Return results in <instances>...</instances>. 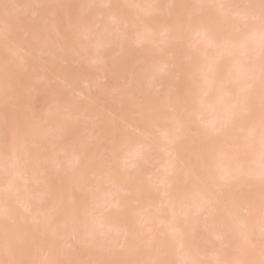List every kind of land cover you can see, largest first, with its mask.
<instances>
[{
  "label": "rangeland",
  "instance_id": "374dc122",
  "mask_svg": "<svg viewBox=\"0 0 264 264\" xmlns=\"http://www.w3.org/2000/svg\"><path fill=\"white\" fill-rule=\"evenodd\" d=\"M149 1L151 3V0ZM149 1L114 0V3L119 5L126 14L127 23H123L111 16L114 8L112 2H107V0H60L59 2L52 1L48 4L44 1L46 4L44 3L43 5L45 6L39 5L37 0H0V35L3 38L2 42L6 41L9 43L8 47L2 42V45H0V75L4 77L3 79L0 76L3 83L0 86V111L3 110L5 112L3 117L5 115L7 116L5 117V121H0V138L6 137L7 139L8 135H13L23 140L22 143L26 144L27 150L25 151L28 154L26 162L33 164V172L38 178L37 182L32 181L26 184L31 189L33 188L32 192L34 191L32 199L33 206L31 208L32 214L37 216L41 215V211L52 201L48 199L49 194L47 193L49 192L46 186L48 173L52 174L53 180L51 183H53L54 187L57 186L56 188L58 189L61 187L62 189L59 190L60 193L63 191L61 194L58 190L52 192L51 196H58V192L66 201H69L68 199L73 191L87 194L91 188L97 186V178L100 172L115 167H118V169H115L117 171H121L123 168L125 169L126 166H124V163L129 162L128 156L130 153L134 149L138 150L141 148L138 145L137 135L145 133L148 142H159L161 149H155V152L154 149L153 151H149L148 148L147 150L144 149L142 153H144L143 157L145 160L141 153L142 159L139 158V162L136 163L137 168L135 166H132V169L128 167L130 169L127 174H131H129L131 177H128L133 181L140 179L143 181L145 179L144 181H147L145 182L146 185L151 182V185L149 184L150 188L148 187L151 189V199L143 203L140 199L135 200L137 198L136 195L133 197L134 194L131 195L123 192L124 194L122 193V196L124 198L121 196L122 198L118 201V205L116 204L114 207L103 209L102 205L100 206L101 208L99 207V203H93L92 200H88L86 207H90L94 211L91 215L88 212L85 215H89L87 218L89 217L90 219L95 218V222L111 215H116L117 218L122 219V222L119 223L122 226L124 223L126 225L129 222L125 217L132 215L133 218L131 217L130 219H133V224L139 231L137 237L133 240L138 242L139 245L142 241L149 243V239H151L152 234H154L155 229L158 227H156L154 221L143 223L142 219L149 214L156 218L166 216L168 214V206L165 204V201L172 200L178 202L180 200V191L185 187L183 176H181L182 171L179 172L178 170V175L176 173V166L174 164H170L171 166H169L167 157H171L176 150H180L178 153L183 154L189 149V146L193 148L195 142H193V145L190 142L191 144L189 146H187V142L192 139L196 140L203 133L209 136L203 142V145L206 147V155L211 152V146L217 141L222 142L224 150H228L233 145L230 142L231 140H229L230 137L228 138L226 136L230 133L228 132L226 134V127H228L226 125L229 122H226L225 126L223 125L226 132L223 131L224 128H221L223 126H220L221 131L213 130V127H208L211 125L203 123L199 119L201 117L198 116H192L193 119L191 121L185 119L184 124L182 120L180 121L183 125H186L185 128L188 124L190 126L184 131L187 134L184 133L186 135H184L186 141L181 142V146H184L181 147L180 144L175 145L172 138L177 136L176 132L178 131H175L176 129L172 127V124L168 123L170 120L166 122L159 118L165 112L166 114L163 117H171L172 109L166 110L169 108L165 107L166 109H161L163 112L156 111V109L154 111L153 106L155 104L153 105L151 101L153 103H161L166 99L168 100V98L174 99L178 97V87L184 85L179 73L181 74L182 70L188 67L191 61V55L194 58H200L202 56L200 59L198 58L200 61L196 58L194 59L195 62L199 61L202 64L206 61V58L207 63L208 58H210L216 64L219 63L218 65H220V62L222 64V60L218 58V55L217 57L215 55L218 51L215 49L216 46L213 47L212 43L207 41L208 39H199L200 33H196L197 29L194 26L198 30H204L202 26L206 29L209 27V24L207 27L206 23L202 26L199 25L201 28L198 27V23H196L197 18L194 17L199 16L198 12L196 14L192 12L190 15L192 17L187 20L189 22L187 24L186 19H184L185 14H181L183 12L181 5L183 4L180 6L176 4L172 7L173 10L171 8L172 11L167 15L168 19H165L166 14H162L161 11L160 13L159 11H147ZM162 1L158 0L160 3ZM192 1L194 0L190 2ZM206 2H209V0ZM221 2L225 4L226 10L229 9L228 11L231 13H233L232 11L234 13L236 12L235 15H237L238 10L246 6V4L244 6V0L240 3L237 0H219L217 3L221 4ZM194 5L196 6L195 3ZM197 6L200 5L197 4ZM228 11V16L232 15L236 18L234 13L231 14ZM80 13L84 14L82 16H85L84 18L88 23L92 19L90 24H83L80 32L76 35L79 41L86 42L88 45V53L84 54L81 58L78 54L67 50L61 55L59 53H57L58 55L55 54L56 58H53L55 60L48 62V55L44 43L40 40H35L34 25L37 24L39 19L44 20L49 25L52 38L57 41V44L67 45L66 34L69 31L68 26ZM86 17L90 19L88 20ZM170 18H172V22L178 23L176 27L174 26V31H171L167 25L171 23ZM239 20L246 22L245 19ZM148 22H151V26L147 24ZM184 23L189 25L190 28L193 27L192 29L186 28L191 31L195 29L194 33L196 34L193 35L194 33L190 32V35L188 34L186 37H177L176 28L179 34L181 32L179 28L186 26ZM211 28L210 25L208 31ZM99 31L102 35L98 34ZM138 35H144L141 41L138 40ZM223 36L221 37L223 38ZM97 38L103 41V47H96ZM219 41L221 44V39ZM13 47L15 49L19 48L18 51L14 52ZM25 52H27V58L23 56ZM147 54L149 57L152 54L157 57L161 56V61L164 60V62L162 61L163 63L161 64L163 68L159 64V71H156L159 72L160 77L158 82L161 83L158 86L157 83L154 84L151 87L152 89L147 88L148 90L150 89L149 91L147 90L150 96L146 98L142 94V88L140 87L143 85H138V76L140 73H144L145 70L143 71V68L148 65L146 63L153 61V58H155L154 56L149 58ZM144 55L147 56L143 62L141 57ZM195 62L193 65H195ZM156 63H159V61ZM204 63L200 66L198 64L195 65L199 67V69L196 67L198 69V73L196 74L197 78L203 75L206 76V72L209 71L208 68L210 65L207 67L206 62ZM155 66H158V64ZM205 67L207 68L204 69ZM108 68L113 70L114 73H109ZM155 68L152 70L155 71ZM179 89L182 90L183 87ZM147 99L150 101H147ZM147 102H150L152 106L148 105L149 103ZM146 105L148 106L146 107ZM148 108L153 109V112L150 111L152 114L150 112L147 113L149 111ZM53 112L57 114L66 112L68 114L63 119V121H66L70 125L68 129L67 125L64 124L68 129L65 133H59L57 135L48 126L47 119L50 118ZM234 118L232 117L233 120ZM232 119H227V121L232 122ZM247 119L250 120L249 117ZM217 120L219 121V119ZM220 121L218 124L222 122ZM187 122L190 123L187 124ZM182 129L184 130V128ZM186 137L189 139L187 140ZM232 149L238 151V147ZM167 150L170 152H166ZM76 155L79 156L82 165L78 168L73 167V158ZM189 158L190 161L194 160L192 157ZM19 163H23L21 159H16L13 162L15 165ZM119 166L121 168L124 167L120 169ZM10 169L9 166L8 170ZM117 171L116 173L121 175L122 171ZM82 173L84 174V178L81 176ZM173 173L179 177L176 179ZM216 181L221 188L226 190L222 191L225 195L224 200L229 198V194L240 198L243 194L250 195L254 193L253 188H247L245 185L239 184L241 183L240 180H238L240 181L239 183L235 181L231 186L224 185L226 183L221 179H217ZM262 186L264 188V183ZM114 187L116 188L114 184L112 186L111 184H103L100 188H105L102 190L105 193V191L114 189ZM164 190H167V192H164ZM42 196H46V201L40 200ZM59 197H55L54 199H59ZM250 197L247 201L254 199ZM60 201H64L63 198L60 197ZM120 201L122 202L120 203ZM228 201L229 199L227 203ZM144 204L146 205L145 209L143 208ZM239 207L240 211L242 205H239ZM11 208L17 216L22 214L29 216L23 204L14 202L11 204ZM65 208L67 209L69 207L65 205ZM191 210L193 211V215L190 212L192 215H190V219L192 217L194 218L195 223L193 225L196 226L192 243L197 244L198 251L204 253L203 256L196 254L197 259L200 262L210 264V262L219 256L223 258L221 264H230L231 260H234V257H237L239 253L238 248H240L241 244L238 241L240 239L238 231L241 232L242 230L238 228L240 225L235 224V229L239 230L237 232L236 230L234 231L238 234L233 235L232 232L230 233L233 242L228 245H223V239L220 240L211 234L216 228V225L214 226L209 223L212 219L210 215L212 212L209 214V212H202L193 207H191ZM54 212L50 211L49 213L53 214ZM208 216H210V220ZM54 218L56 222L59 220V216ZM89 218L87 219L88 222L90 220ZM231 219L235 223V217L233 216ZM55 220L53 221L55 222ZM13 224L14 221L6 219V227L10 228ZM57 226L61 227L60 223ZM98 227L102 230L100 232L103 234L104 225H98ZM213 227L215 228L212 230ZM100 232H98L99 235L101 234ZM47 234L50 233L47 232L45 236ZM103 235L99 237L110 248L103 251H88L87 246L84 244V239L82 242L78 241L69 236L66 228L65 230L61 229L60 234L54 239L55 243H52L55 245V248L53 247V253L51 254L45 251V249L42 250L40 247L39 250H41L37 253L38 260L36 264H108L111 260L106 261L107 256L123 253L122 242L124 235L121 229L108 233L105 239ZM45 236H43L44 239H46ZM48 236L50 238V235ZM255 236L245 245L247 249L246 262L248 264H264V238L258 237V235ZM34 237L35 243H39V239L42 236L40 233L35 232ZM7 239H9L8 242L10 244L14 245L13 240L10 238ZM48 242L45 241V244H50ZM241 247L243 246L241 245ZM2 250L0 249V264H17L16 261L7 259L6 254ZM146 258L138 255V252L133 249L132 254L128 255L125 260L126 263L129 262L128 264H141L140 260H144L147 264H156V261ZM242 264H245V262Z\"/></svg>",
  "mask_w": 264,
  "mask_h": 264
},
{
  "label": "bare ground",
  "instance_id": "6f19581e",
  "mask_svg": "<svg viewBox=\"0 0 264 264\" xmlns=\"http://www.w3.org/2000/svg\"><path fill=\"white\" fill-rule=\"evenodd\" d=\"M44 1L48 4L49 2H59L60 0H37V3L42 6L45 3ZM163 1L162 3L158 2V0H151V3L149 1V8L147 11H159V13L161 11L162 14H166L165 19H168L167 15H169V12L173 10L172 7H174L176 4L179 6L183 4L181 5L183 11L181 14H185L184 19H186V22L188 19H190V17H192L190 16L192 12L193 14L198 12L199 16L193 15L197 18L195 19L197 21L196 23H198V27H200L199 25H205V23L206 27L208 24L209 27L205 29V27L202 26V29L204 30H198V28L194 26V28L197 29L196 33H200L199 39H208L207 41H210L213 47H217H215V49L218 50L215 55L216 57L218 55V58L222 60V64L220 62V65H218L219 63L216 64L215 62L211 61L210 58H208L207 63L206 58V61L204 62H206L207 67L210 65L208 68L210 73L208 74V71L206 72V76L203 75L202 77L197 78L196 74L198 73V66L202 64L201 62L199 63V59L202 56H200V58L195 57L196 59L199 58L197 63L195 62L193 55H191L190 64H188V67L185 69L182 68L183 70L181 74L179 73L181 76V78L180 76L179 78L182 79L184 85L182 86L180 84L183 89L181 86L178 87V97L174 99L168 98V100L166 99L165 101L161 102L163 104L160 102L153 103L151 101L153 105L155 104L153 106L154 111L156 109V111L159 110L160 112L162 111L161 109H166L165 107L169 108L166 110L172 109L171 117H163L166 114L165 112V114L163 116L161 115L159 118L166 122L170 120L168 123L172 124V127L176 129L175 131H178L176 132L177 136L175 138L173 137L172 139L175 142V145L180 144V146L182 144L181 142L186 141L185 136L187 134L184 131L187 130L188 126H190V124H188L190 122H187L188 126L185 128L186 125H183L184 121H186L185 119L191 121L193 119L192 116H198L201 117L199 119H201L203 123H208L211 125L208 127H213V130L220 131L221 128H224V132H226L224 126L226 125V122H229V124L227 123L228 125H226L228 126L226 127V134H228V132L230 133L226 136H228V138L230 137L229 140H231L230 142L233 144L231 145L238 147V151L233 150L232 148L234 147L232 146H230L228 150H224L222 142L217 141L211 146V152L206 155V147L203 145V142L206 141L209 136L208 134L205 135L203 133L196 140L190 139L191 141L187 142V146H189L191 143L193 145V142H195L193 148L189 146V149H187V151H185L183 154L178 153L180 150H176V153L173 152L171 157H167L169 166L173 164L176 166V173L178 170L179 172L182 171L181 176H183L185 187L180 191V200L178 202L172 200L165 201V204L168 206V214L166 216H163L162 218H156L149 214L142 219L143 223L154 221L156 227H158H155L156 231L154 234H152L151 239H149L150 242L144 243L142 241L144 244L141 243L142 245L140 244V246L138 242L133 240L135 237H137L139 231L135 228L132 221L133 219H130L131 217L133 218L132 215L125 217V219L131 222L129 225H127L129 222L126 223L127 226L125 223V226L119 225V223L122 222V219L117 218L116 215H111L97 222H95V218V221L92 218L94 221L93 223V221H91L92 219L89 217L88 218L90 220L88 222L87 216L89 215H85L87 212L91 215L94 210L86 206L87 201L92 200L93 203H99V207L102 205V209L114 207L120 198L123 197V192H127L131 195L134 194L133 197L136 195L137 198H135V200L140 199L143 203L148 202L151 199V189H149V184L151 182L149 184L147 183L146 185L145 182L147 181H144L145 179L143 181L142 179L133 181L130 178L131 174L129 173V175L127 173L130 168L132 169V166L137 168L136 163L142 159L144 154L142 152L144 149L147 150L148 148L149 151H153L154 149V152L156 151L155 149H161V144L159 142H148V139L145 137V133L137 135L138 145L141 148L138 150L134 149L130 153L128 156L129 162L124 163V166H126L125 169L123 168L124 166L122 167L124 170L121 168V166H119V168L122 169L121 171H124V175L121 171L115 170L118 169V167L102 171L100 172L101 174L99 173L98 175L97 186L91 188L87 194H81L79 191H73L68 199L70 202L66 201L64 197L60 196L63 191L60 193L59 190L62 188L59 186V189L56 188L57 186L54 187L53 183H51L53 180L52 174L48 173V182L46 186L49 190V192H47L49 194L48 199H51L52 201H50L51 203L48 201L50 206L48 205L43 211H41V215L37 216L32 214L31 211L33 206V188L31 189L30 186L26 184L32 181L37 182L38 178L33 172V164L26 162L28 155L27 151H25L27 150L26 144L22 143L23 140H20L13 135H8L7 139L6 137H1L0 245L2 247L0 246V249H3L2 252L6 254L7 259L16 261L17 264H36L38 260V251L45 249V251L52 254V251L55 248V245L52 243H55L54 239L56 236H58V234H60L61 229L65 230V228L68 231L70 237H73L81 242L84 239L85 243H83L87 246L88 251H103L110 248V246L107 245L100 237H102L104 234L103 237L105 236V239L108 233H112V231L121 229L124 235L122 242V249L124 251L118 255L107 256L105 260H111L108 264H128L129 262L126 263L125 258L132 254L133 249L138 252V255L144 256L145 258L147 257L146 259L149 258V260L156 261V264H209L202 261L200 262L196 257V254L198 256H203L204 253L198 251L197 244L192 243L195 236L194 229L196 226L193 225V223H195L194 218L192 217L193 219H190V217L193 215L191 207L202 212H209V214L212 212L210 214L212 216L211 220L210 216H208L210 220L209 223L214 226L216 225V228H212V230L214 228L215 229L213 232H211V234L220 240L223 239V245H228L233 242L230 236L231 232L233 235L238 233L240 234V239L238 241L243 247L240 245V248H238L239 253L237 254V257H234V260H231L230 264H242L244 262L245 264H248L246 262V243H248L255 235L264 238V188H262V184L264 183V0H244V6L245 4L246 6L242 7L241 10H238L237 15H235L236 12L234 13V11H232L236 18L232 15H227V11L229 9L226 10L227 8L225 9V4L222 2L221 4L217 3L219 0H209V2H206L208 0H194L192 1L193 3L190 2L191 0H165L166 3ZM107 2H112V6L114 8L111 12V16L122 21L123 23H127L126 14L122 8L119 7V5H116L114 0H107ZM237 2L240 3L242 0H237ZM197 4L200 6H197ZM82 15L84 14H78L75 20L69 24V31L66 34L67 45L57 44V41L52 38L49 25L44 20L39 19L37 24L34 25L35 40H40L44 43L46 53L49 57H47L48 62L55 60H53V58L56 56L55 54L59 53L61 55L67 50L78 54L81 58L84 54L88 53V45L86 42H81L78 40V37L76 38V35L80 32L82 25L90 24L92 21V19L86 17L88 20L90 19V23H88V21H86L84 18L85 16L83 17ZM239 19H245L246 22H243L242 20L240 21ZM170 21L171 23H169ZM170 21L167 22L169 23L167 24L168 28L171 31H174L178 23L176 24L175 22H172V18H170ZM188 23L189 22H187V24ZM147 24L151 26V22H148ZM187 24L185 27L182 26L179 28L181 30L179 34L178 29L176 28L177 33H175L177 37L180 36L183 38L188 34L190 35V32H195V29L192 31L189 30L188 28L190 27ZM210 25L212 28L210 31H208V29H210ZM88 30L90 31V29ZM100 31L98 34H101ZM221 36H223V38ZM1 37L2 36L0 35V45L3 43L8 47L9 43L6 41L2 42L3 38ZM137 37L138 40L141 41L144 35H138ZM220 39L221 44L219 41ZM96 41L97 48L104 46V44H102V40L100 41L97 38ZM18 49L19 48L15 49L13 47L14 52H17ZM23 56L27 58V52H25V55ZM146 56L144 55L141 57L143 62L145 61ZM151 56L155 57L153 58L154 60L146 63L148 64H145L146 67L143 65V71H145L144 73H140L138 76V85H143L140 87L142 88V94L146 98L150 96L148 91L152 89L151 87L156 83L157 86L161 83L158 82L160 75L158 74L159 72L156 71H159L160 65L164 62V60H162L163 62L161 61V56L157 57L154 54ZM158 61L159 63H156ZM194 62L195 65L198 64V66L193 65ZM204 62L203 64H205ZM157 64L158 66H155ZM153 68L156 70L153 71ZM161 68H163L162 65ZM108 70L109 73H114L113 70H110L109 68ZM1 77L0 86L3 85ZM2 78L4 79V77ZM147 88L150 89L148 90ZM198 100L199 102H197ZM147 101L150 100L147 99ZM147 103H149L148 105L152 106L150 102ZM148 105H146V107ZM153 109L148 108L149 111H147V113ZM0 113V121L3 122L7 116L5 115V117H3L5 114L3 110H1ZM150 114L152 113L150 112ZM67 116L68 114L66 112H60L58 114L53 112L50 118L47 119L48 126L51 130L57 133V135H59V133H65L70 128V125L66 121H63V119H65ZM232 117H235L234 120ZM247 117H249L250 120H248ZM217 119H219V121L221 120L222 122L220 121L221 123L218 124L219 121ZM227 119H232V122L227 121ZM181 120L183 121V124L180 122ZM224 122L225 124H223ZM64 124L67 125L68 129ZM181 124L182 126L180 127ZM220 126L223 127L220 128ZM182 128H184V130ZM188 139L189 138H187V140ZM169 150L166 152H170ZM189 157H192L194 160L190 161ZM16 159H21L23 163H19L20 166H18L19 164H13ZM143 159L145 160L144 157ZM73 161L74 168L82 166L79 156L76 155V157L73 158ZM9 166L11 168L10 170H8ZM116 171L121 172V175H119V173L117 174ZM173 172L175 173V171ZM174 173L173 176L175 175ZM178 175H175L176 179L179 177ZM81 176L84 178L83 173ZM217 179H221L223 182H225L226 184L224 185L226 186H231L235 183V181L240 180L241 183L238 181L239 184H243L247 188H253L254 193L250 195L243 194L240 198H236L233 194H229V198L227 197L229 201L227 203L228 199L224 200L225 195L222 192L226 190L218 185L216 181ZM103 184H111V186L114 184L116 188L114 187V189L111 190L108 189L109 191H105V193H107L105 194L102 192V190L105 188H100L103 186ZM55 185L57 184L55 183ZM57 190L60 194L57 192L58 196H51L52 192H56ZM164 192H167V190H164ZM59 196L63 198L64 201L61 202ZM250 196L254 199H252ZM55 197H59V199L56 198L55 200ZM249 197L252 200L247 201ZM46 199V196H42L40 198V200L45 201ZM14 202L23 204L24 209L29 214V216H26L25 214L17 216V214L12 211L11 208V204ZM121 202L122 201H120V203ZM65 205H67L69 208L66 209ZM239 205H242L240 210L241 212L239 211ZM145 207L146 205L144 204L143 208L145 209ZM50 211L55 212L50 214ZM57 216H59V220L56 222L54 217ZM230 216L231 218L233 216L235 217V223H233L234 218L231 219ZM217 217H219V219H217ZM6 219L14 221L13 226L10 228L6 227ZM53 220H55V222ZM58 223H60L61 227L57 226ZM230 223L233 224L231 225L234 228L230 225ZM236 223L240 225L238 228L242 229H240L241 232L238 231V233H236L237 230H239L235 229ZM98 225H104L105 228H103V234L101 233L102 230L99 229ZM234 230H236V232ZM35 232L40 233L42 236L39 239V243H35ZM47 232L50 233L47 234V236L50 235V238L49 236L48 238L45 236ZM98 232H100L102 235H99ZM43 236H45L47 240L44 239ZM7 238L13 240L14 245L10 244L8 242L9 239ZM45 241H50L48 243L53 246L51 247V245L48 243V245H46ZM136 241H138V239H136ZM40 247L41 249L39 250ZM105 260L104 262H106ZM140 262L141 264H147L144 260H140ZM222 262L223 258L218 256L212 262H210V264H221Z\"/></svg>",
  "mask_w": 264,
  "mask_h": 264
}]
</instances>
